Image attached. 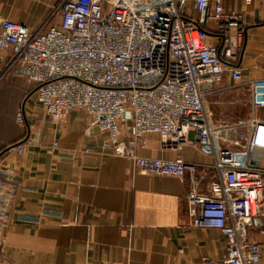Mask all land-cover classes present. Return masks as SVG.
<instances>
[{
  "label": "built area",
  "instance_id": "obj_1",
  "mask_svg": "<svg viewBox=\"0 0 264 264\" xmlns=\"http://www.w3.org/2000/svg\"><path fill=\"white\" fill-rule=\"evenodd\" d=\"M222 1L61 0L36 32L0 19V50L13 55L8 70L19 66L27 83L38 87L36 102L53 122L82 112L103 135L99 152L131 161L134 172L185 181L198 171L182 158L186 147L196 145L211 156L217 180L209 194L196 187L187 192V214L192 227L217 229L227 243L223 259L202 263L263 264L262 245L250 232L264 218V167L251 164L252 154L264 151V119L216 127L205 107L224 73L243 81L233 64L243 49L244 17L226 12ZM188 2L195 19L183 11ZM55 15L59 22L49 26ZM210 22L218 25L216 44L205 28ZM248 84L254 111L264 109V79ZM16 122L26 125L23 111ZM149 136L179 156L139 155ZM37 144L30 131L15 149L23 155ZM59 147L54 139L52 148ZM82 151L96 148L85 145ZM11 180L0 179V245L16 199ZM20 220L41 221L28 215Z\"/></svg>",
  "mask_w": 264,
  "mask_h": 264
},
{
  "label": "crops",
  "instance_id": "obj_2",
  "mask_svg": "<svg viewBox=\"0 0 264 264\" xmlns=\"http://www.w3.org/2000/svg\"><path fill=\"white\" fill-rule=\"evenodd\" d=\"M61 0H0V19L22 24L38 31ZM226 12L242 14L246 32L238 83L224 73L208 98L244 88L249 82L264 79V0H223ZM192 18L198 13L189 2L183 11ZM59 22L55 15L49 26ZM205 28L217 43L218 25ZM13 55L0 50V179L11 176L16 199L10 209L8 227L2 231L0 264H203L202 259L221 260L227 240L217 229L194 228L189 222L187 192L196 187L209 194L217 180L211 169V156L196 145L181 153L184 161L198 166L197 173L179 177L134 172L131 161L102 155L103 135L80 111L53 122L30 97L24 71L10 67ZM253 108V107H252ZM23 111L26 125L16 122ZM208 113V112H207ZM209 116V114H208ZM264 119V109L247 119ZM210 120V116H209ZM222 121H218L220 123ZM212 126L213 123L210 120ZM224 123H221L223 125ZM30 131L38 144L20 155ZM58 139L59 149L52 148ZM95 152H83L85 145ZM138 154L154 159L175 160L179 153L165 151L156 136H149ZM251 164L264 167V151H255ZM23 215L41 219L39 224L24 223ZM264 218L256 219L250 232L262 245L264 264Z\"/></svg>",
  "mask_w": 264,
  "mask_h": 264
},
{
  "label": "rangeland",
  "instance_id": "obj_3",
  "mask_svg": "<svg viewBox=\"0 0 264 264\" xmlns=\"http://www.w3.org/2000/svg\"><path fill=\"white\" fill-rule=\"evenodd\" d=\"M206 110L216 127L247 121L253 112L250 92L244 88H236L231 89L227 94L210 97L206 102ZM218 121L222 122L218 123Z\"/></svg>",
  "mask_w": 264,
  "mask_h": 264
},
{
  "label": "trees",
  "instance_id": "obj_4",
  "mask_svg": "<svg viewBox=\"0 0 264 264\" xmlns=\"http://www.w3.org/2000/svg\"><path fill=\"white\" fill-rule=\"evenodd\" d=\"M219 50L221 51V47H220ZM242 53H243V49H242ZM242 53H241V54H242ZM241 54H240V56H239L237 62L233 64L235 67L240 68ZM30 86H31V85H30ZM37 88H38V87H36V86H31V87H30V90H29V96H30V97L34 96V95L37 93ZM14 146H15V145H13L12 147H14ZM12 147H10V148H6V149L2 150V152H0V155H1V153L10 150Z\"/></svg>",
  "mask_w": 264,
  "mask_h": 264
}]
</instances>
